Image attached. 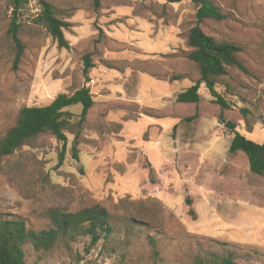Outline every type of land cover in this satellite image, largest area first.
Instances as JSON below:
<instances>
[{
  "label": "rangeland",
  "instance_id": "1",
  "mask_svg": "<svg viewBox=\"0 0 264 264\" xmlns=\"http://www.w3.org/2000/svg\"><path fill=\"white\" fill-rule=\"evenodd\" d=\"M47 1L70 23L64 32L71 48L58 46L29 0L19 19L25 49L15 66L10 0H0V136L22 107L47 105L84 84L95 105L80 133L79 159L71 133L62 163V143L49 133L0 157V216L40 230L50 226V208L102 204L116 230L91 248L82 242L38 252L26 245V264H202L198 258L209 252L264 264V176L250 170L243 151L230 150L237 132L264 142V0H213L227 18L200 24L242 47L248 72L229 69L224 81L233 95L217 87L229 108L204 84L200 103L176 101L199 77L186 57L197 22L192 0ZM88 53L95 64L89 82ZM176 74L188 77L172 79Z\"/></svg>",
  "mask_w": 264,
  "mask_h": 264
},
{
  "label": "trees",
  "instance_id": "2",
  "mask_svg": "<svg viewBox=\"0 0 264 264\" xmlns=\"http://www.w3.org/2000/svg\"><path fill=\"white\" fill-rule=\"evenodd\" d=\"M179 3L184 0H168ZM195 4L196 24L187 34V44L190 52L187 59L195 66L199 77L187 89L179 92L176 101L179 103L198 104L202 101L201 85L204 84L214 98L216 104L223 108L230 107V101L225 94L218 91V85L228 83L224 78L229 74L230 68H238L248 72L246 65L239 59L242 47L235 42L218 40L207 34L201 27L205 19L222 21L226 14L213 0H192ZM29 0H10L12 9L11 22L8 34L16 47L15 66L23 55L25 46L19 36L21 11ZM41 13L37 21L44 25L60 48L70 49V41L66 38L64 29L70 23L59 17L54 6L47 0H38ZM83 74L86 81H90L89 72L95 67L90 53L84 57ZM110 68H113L110 64ZM186 74H176L172 79L187 78ZM80 105L81 113L76 116L69 108ZM95 105L94 95L89 86L84 84L72 93H60L53 101L44 106L22 107L14 122L0 136V157L13 155L24 146L29 145L43 134L53 135L60 143V162L64 161L68 133L75 135L73 156L79 159L78 143L81 130L87 114ZM149 115V114H147ZM198 116L194 114L188 120ZM231 152L243 151L249 160L250 170L257 175L264 176V142L258 143L237 132L230 142ZM50 226L36 230L30 227L27 221L16 216H0V264H26L25 246L30 245L36 251L48 252L56 246L71 248L75 244L86 243L89 248L98 245L115 233L116 223L114 215L102 204H94L75 211H66L61 208H50L46 211ZM135 219H130V225L135 226ZM154 242V241H153ZM202 264H242L237 261L234 254L218 255L209 252L205 257L198 258Z\"/></svg>",
  "mask_w": 264,
  "mask_h": 264
},
{
  "label": "water",
  "instance_id": "3",
  "mask_svg": "<svg viewBox=\"0 0 264 264\" xmlns=\"http://www.w3.org/2000/svg\"><path fill=\"white\" fill-rule=\"evenodd\" d=\"M225 126H226L227 128L233 129L234 127H236V124H234V123H232V122H230V121H227V122L225 123Z\"/></svg>",
  "mask_w": 264,
  "mask_h": 264
},
{
  "label": "built area",
  "instance_id": "4",
  "mask_svg": "<svg viewBox=\"0 0 264 264\" xmlns=\"http://www.w3.org/2000/svg\"><path fill=\"white\" fill-rule=\"evenodd\" d=\"M35 1L37 2L38 10L41 11L42 8H41L40 3L38 2V0H35Z\"/></svg>",
  "mask_w": 264,
  "mask_h": 264
}]
</instances>
